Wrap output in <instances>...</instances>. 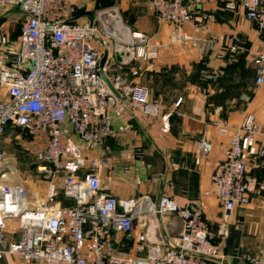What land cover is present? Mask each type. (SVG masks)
I'll list each match as a JSON object with an SVG mask.
<instances>
[{"label": "built area", "instance_id": "obj_1", "mask_svg": "<svg viewBox=\"0 0 264 264\" xmlns=\"http://www.w3.org/2000/svg\"><path fill=\"white\" fill-rule=\"evenodd\" d=\"M204 1L152 0L159 20L170 25L171 44L198 46L200 32L216 20L213 12L198 9ZM224 3L232 11L243 7L264 34V0ZM0 8L22 13L15 46L10 49L0 40L4 52L0 55V141L17 128L33 133L38 144L34 170L52 180L73 157L70 136L89 149L101 150L99 157L90 159L87 172L64 175L62 198L54 200L51 192L31 188L18 178L13 168L17 162L0 147V264L7 253L21 256L26 264H134L139 252H145L147 264H213L214 260L223 264L226 255L218 237L228 235L235 208L251 202L256 178L250 157H264V148L257 143L261 125L256 116L248 113L235 128L215 122L220 133L230 135L212 174L213 191L223 208L218 231L201 210L180 204L166 192L157 197L119 198L102 188L101 179L106 163L103 148L112 135L113 119L157 117L163 106L148 86L120 73L111 78L118 97L101 75L100 60L107 49L109 59L122 64L149 62L158 56L159 46L120 18L125 32L116 30L108 18L115 7L97 10L93 21L80 20L81 8L74 0H0ZM186 28L191 29L189 34ZM238 41L229 46L231 51L238 49ZM246 64L254 71L255 84L263 85L264 52L246 58ZM182 100L179 97L176 105ZM213 148L211 139L203 135L201 154ZM261 162L264 167V159ZM171 215L183 221L179 234L166 229L164 218ZM16 221L18 228L11 226ZM160 226L164 234L159 233ZM138 229L141 238L124 246ZM247 264H264V249Z\"/></svg>", "mask_w": 264, "mask_h": 264}, {"label": "crops", "instance_id": "obj_2", "mask_svg": "<svg viewBox=\"0 0 264 264\" xmlns=\"http://www.w3.org/2000/svg\"><path fill=\"white\" fill-rule=\"evenodd\" d=\"M74 1L87 11L110 3V0ZM224 4V0H205L199 5V10L213 12L216 20L207 23V29L199 34L198 46L193 47L170 43V25L159 20L152 0H115V12L121 21L132 31L148 34L152 42L159 46V54L149 62L135 61L129 65L120 63L119 66L116 63L119 60L111 58L106 65V74L110 78L119 73L125 74L131 82H140L142 75L149 71L157 75L162 72L168 74L161 82L163 93L152 92L163 106L159 116H138L130 122L113 119L112 135L103 148L106 163L101 170L102 188L106 192L119 198H138L144 194L157 197L166 192L180 204L190 203L201 210L215 231H218L223 208L213 191L212 174L230 140L229 134L219 132L215 122L221 121L235 128L248 113H253L261 125L257 143L264 148V84H255L252 100L243 106L238 107L233 101L225 105L214 104L196 87L184 91L176 74L171 72L179 65L195 61L200 63L203 59H209L216 71L225 65L238 71L243 65L248 67L246 58L264 52V34L259 31L256 22L247 18L243 7L232 11ZM5 11L0 8V40L11 49L20 34L21 17H8ZM87 19L90 20L88 15H81L80 20ZM185 30L188 34L191 32L190 28ZM236 38L239 39V47L231 51L229 46L235 44ZM3 53L0 48V55ZM8 57L10 60L14 58L12 50L8 52ZM172 66L174 69L171 70ZM134 70L138 74H133ZM179 97L183 100L176 105ZM205 134L214 148L211 153L203 155L199 151V141ZM69 146L73 156L69 160V172H87L90 159L101 155V150L87 148L74 136L69 137ZM263 159L250 157L249 166L256 178L251 202L235 208L228 223V235L218 237L226 255L223 264H247L249 258L264 249ZM153 217L156 219V216ZM164 222L172 235L183 231V221L177 215L165 217ZM165 232L160 226L159 233ZM140 238L141 229H138L130 239H125L123 245L132 244ZM212 263L221 264L218 260ZM3 264L26 263L21 256L7 253ZM134 264H147L145 252L137 253Z\"/></svg>", "mask_w": 264, "mask_h": 264}, {"label": "rangeland", "instance_id": "obj_3", "mask_svg": "<svg viewBox=\"0 0 264 264\" xmlns=\"http://www.w3.org/2000/svg\"><path fill=\"white\" fill-rule=\"evenodd\" d=\"M5 12L8 13V17L20 16L22 18V13L18 10L15 11V9L10 8ZM124 25L129 27L126 24ZM116 30L123 34L125 32L124 26L123 28L117 27ZM116 63L118 66L120 65L119 61ZM244 67L246 66L243 65L238 71H234L229 65H225L216 71L211 66L209 59H203L200 63L195 61L194 63L179 65L178 69L172 70L171 73L176 74L179 85L185 88L184 91L186 92L189 89L191 90V87H196L207 96L211 103L225 105L233 101L240 107L252 100L256 87L252 71ZM167 74L162 72L157 75L152 71L145 72L140 83L148 86L153 94L155 91L163 93L164 89L160 86ZM23 75L27 76V72L23 71ZM18 134H20V138L16 137ZM35 140L33 133L26 129L17 128L6 133L4 140L0 141V147L6 150L17 162V164H13V168L16 169L18 178L28 181L31 188L52 190L50 192L54 200H61L62 180L64 175L69 173V159L67 160L66 169L53 180L46 178L44 174H40L36 170H30V165L34 161V152L38 146ZM11 226L18 228V222L12 223Z\"/></svg>", "mask_w": 264, "mask_h": 264}, {"label": "water", "instance_id": "obj_4", "mask_svg": "<svg viewBox=\"0 0 264 264\" xmlns=\"http://www.w3.org/2000/svg\"><path fill=\"white\" fill-rule=\"evenodd\" d=\"M114 5H115V0H111L110 5L107 8H113ZM99 9H101V8H97V9L89 10V11H87L86 9H83L81 15H88L90 17V20L93 21L95 16H96L97 10H99ZM108 60H109V51L107 49H105L104 54L100 60V72H101L102 77L105 79V81L109 85V87L112 89V91L118 97H120L119 91L115 88L111 78L105 72V67L107 65ZM36 166H37V163H32L30 165V170H34L36 168Z\"/></svg>", "mask_w": 264, "mask_h": 264}, {"label": "bare ground", "instance_id": "obj_5", "mask_svg": "<svg viewBox=\"0 0 264 264\" xmlns=\"http://www.w3.org/2000/svg\"><path fill=\"white\" fill-rule=\"evenodd\" d=\"M108 16H109L108 18H109L110 21H111V24H113V27H115V29H116L117 27H119V28H123L122 23L120 22V19H119L117 13L115 12V10H112L111 13H110V15H108ZM16 173H17V172L15 171V174H16Z\"/></svg>", "mask_w": 264, "mask_h": 264}, {"label": "trees", "instance_id": "obj_6", "mask_svg": "<svg viewBox=\"0 0 264 264\" xmlns=\"http://www.w3.org/2000/svg\"><path fill=\"white\" fill-rule=\"evenodd\" d=\"M110 1H111V0H110ZM109 5H110V3H108L107 5H104V6L102 5L101 8H106V7H108ZM82 11H83V9H81V13H82ZM247 68L250 69V70L252 71V73H254L252 68H250V67H247ZM172 69H174V66L171 67V70H172Z\"/></svg>", "mask_w": 264, "mask_h": 264}]
</instances>
